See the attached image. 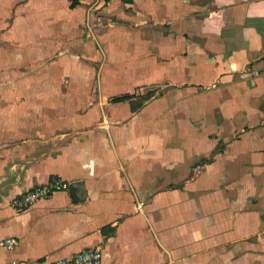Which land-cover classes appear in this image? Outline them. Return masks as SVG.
Returning a JSON list of instances; mask_svg holds the SVG:
<instances>
[{
	"label": "crops",
	"instance_id": "obj_1",
	"mask_svg": "<svg viewBox=\"0 0 264 264\" xmlns=\"http://www.w3.org/2000/svg\"><path fill=\"white\" fill-rule=\"evenodd\" d=\"M7 238L0 264H264V0H0Z\"/></svg>",
	"mask_w": 264,
	"mask_h": 264
},
{
	"label": "built area",
	"instance_id": "obj_2",
	"mask_svg": "<svg viewBox=\"0 0 264 264\" xmlns=\"http://www.w3.org/2000/svg\"><path fill=\"white\" fill-rule=\"evenodd\" d=\"M69 185L60 180H52L46 185L39 186L22 195L10 199L9 205L14 211L22 212L33 207L41 200L47 199L55 192L67 190ZM17 242L13 238L0 240V249L11 250ZM102 250L100 248L88 249L79 252L68 259L56 260L50 264H102Z\"/></svg>",
	"mask_w": 264,
	"mask_h": 264
},
{
	"label": "trees",
	"instance_id": "obj_3",
	"mask_svg": "<svg viewBox=\"0 0 264 264\" xmlns=\"http://www.w3.org/2000/svg\"><path fill=\"white\" fill-rule=\"evenodd\" d=\"M130 99H132V96H123L121 98H116L113 101L114 102H122V101H127V100H130Z\"/></svg>",
	"mask_w": 264,
	"mask_h": 264
}]
</instances>
